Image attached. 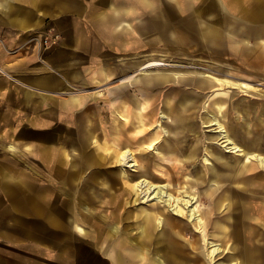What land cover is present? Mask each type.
I'll return each instance as SVG.
<instances>
[{"label": "crops", "instance_id": "obj_1", "mask_svg": "<svg viewBox=\"0 0 264 264\" xmlns=\"http://www.w3.org/2000/svg\"><path fill=\"white\" fill-rule=\"evenodd\" d=\"M48 26L60 32L61 39L38 57L26 49L23 40L28 38L29 30ZM182 41L190 48L192 45L193 51L196 47L203 52L218 49L213 53L233 57L234 81L244 82L246 88L264 85V0H0V68L6 71L0 73V264H120V259H110L100 250L112 232L114 218L125 215V180L111 156L112 137H123L141 121L144 126L151 124L147 118L162 121L163 112L181 117L190 110L191 103L209 91L212 94L205 100L207 111L199 116L200 121L211 116L208 113L218 105L223 112L226 96L229 104L235 105L231 107L234 112L242 113L246 124H250L246 117L258 113L260 90L246 93L248 89L229 84L209 86L191 74L183 79L158 72L151 79L143 73V66L150 61L169 65L164 54L144 62L128 61L133 49H137L133 55L140 58L138 49L148 42L179 50ZM7 48L16 51L7 53ZM210 65L199 62L195 66L214 73L221 69L218 64L219 69ZM118 74L117 82L109 88L110 129L93 125L87 117L81 119V127L70 142L75 145L69 152L64 148L68 145L65 140L35 144L24 138L35 134L36 100L40 104L47 97L58 98L67 87L102 84L116 79ZM221 74L227 75L223 71ZM169 83L187 85L190 90L176 87L165 90L167 93L154 92ZM236 88H241L242 94ZM238 93L244 95L241 100L235 99ZM212 100L217 101L216 105ZM81 101L80 96H73L65 104L76 106ZM185 103L187 109H181ZM127 106L143 107L147 117L127 125V119H133ZM185 115L189 116L187 121L197 120L190 112ZM220 115L225 119L223 113ZM47 118L53 119V115ZM192 129L195 130L190 127L176 131L178 144L170 145L162 134L158 147L166 154L164 163L176 162L171 151L181 161L197 165L205 162V157L214 161L211 151L217 150L233 161L241 159L239 153L227 156L225 152L229 151L221 144V148H209L205 143L210 141L206 139L208 134L202 133L200 127L195 134H203V138H183ZM44 130L39 129L38 134L45 135ZM247 133L243 131L242 139L248 150H257L248 145L249 138L264 145L262 133ZM20 139L26 141L20 143ZM122 141V146L128 142L125 138ZM35 152L42 153L40 161L48 167L51 184L55 180L61 185H57L55 193L50 188L45 190L41 180L29 174L30 164L23 158ZM200 158L202 162H198ZM56 199L58 202L52 204ZM64 201L67 206L65 203L62 210L60 203ZM167 261L191 263L190 259Z\"/></svg>", "mask_w": 264, "mask_h": 264}, {"label": "bare ground", "instance_id": "obj_2", "mask_svg": "<svg viewBox=\"0 0 264 264\" xmlns=\"http://www.w3.org/2000/svg\"><path fill=\"white\" fill-rule=\"evenodd\" d=\"M163 65L165 63L162 61H150L143 66L145 67L143 73L151 77V79L154 77L153 73L158 72L169 73L168 75H175L183 79L189 78L185 71L149 69ZM197 76L202 83L205 82L209 86L221 84H229L241 88H246L247 86L241 81L228 80V76L226 78L206 72H200ZM215 102L217 101L212 100L213 105H216ZM187 105V103L183 104L182 109H187ZM126 109L127 111L131 110L133 114V119H127V125L136 121L139 123L144 117H147L142 110L143 107L132 109L127 106ZM220 109V105L215 108V111L212 109L208 113L211 116L208 115L201 122L198 120L187 121L189 116L187 115L186 117V112L181 113L183 115L181 117L178 116V118L163 112L161 114V117L165 119V123L162 125L163 132L170 145L173 143L178 144L177 142L180 139L177 136V130L179 128L190 130V127H192L198 131L201 123L205 122L207 126H213V134L206 136V139L219 145L221 144L229 152L241 154V159L233 161L225 157L222 154L223 152L217 150L218 153L211 151L215 158L214 161H210L208 157H205V162L197 165L191 163V161L178 160L180 157L171 151L170 153L181 163L174 161L167 164L163 162V159L166 158L165 152L157 147L159 145L156 137L158 135L157 132L151 138L148 146L145 144L148 151L153 149L154 146L152 147V144L155 146L157 144L155 147L159 155L157 159L161 161L153 165L152 161L149 162L148 160L145 162V158L141 156V153L136 156L129 147L118 149L120 143L117 136L118 140L113 153L114 161L117 164H121L122 176L136 195L135 203H145L147 206L140 204L133 215L134 220L137 222L136 233L138 234L133 233L126 240V237L121 233L119 234L120 236L107 243L108 245L106 244L103 248L110 259H129L130 262L136 259V261H139L138 264H145L147 259H157V264H169L165 259L207 258L213 261L211 259L212 256L217 255L222 249L220 243L218 245L214 240L207 239L208 237H206L204 230L209 220L210 212L213 210L212 212L215 213L216 209L221 206V201L216 200L215 197L208 200L206 196L209 193L207 195L205 193L210 186L214 185L217 189L221 184L224 185L221 187L222 191H224L221 195L222 200L232 199L233 197H235V200H231L226 205V210H228L226 214L228 215L224 217L225 222H215L213 224L215 233L212 236H217L222 240V243L225 241L234 242L231 243L233 251L227 252L228 254L224 256L225 258H231L229 264H264V229L261 227L264 226V145L260 144L257 139L249 138L248 145L254 146L257 150H248L243 143L242 129L236 131L233 127L226 125L224 118L218 113H223ZM140 118L141 120H139ZM150 119L152 118H147V121L150 122ZM149 125L151 124L148 123L144 126V122L141 121V123L135 125V134L133 132L131 135L125 133L128 142H132L135 138L138 139V136L150 127ZM132 130L134 131L133 127H131L130 131ZM195 130L192 129V133L195 134ZM187 136L188 134L184 133L183 138ZM200 138L197 137L196 140ZM139 142L142 143V140L140 139ZM261 146L263 147L261 148ZM126 166L133 167L136 172L128 171L125 168ZM152 166L155 167V171ZM189 169H192V171L189 172ZM158 170L161 172L158 173ZM208 173L212 174L211 181ZM194 188L198 190V194L194 193ZM227 189L229 193L226 192ZM200 193L205 194L204 198H206V201H212L213 206L216 208L209 207L206 211L203 209L204 212L196 208L194 202L199 200ZM243 223H246V225L244 226ZM119 227L120 224L111 226V231L114 233L113 236L117 235L120 230ZM196 231H199L200 235H197ZM190 232L192 238L185 237L186 233ZM242 243L241 255L239 259H234L236 253L240 251L236 248V245L238 246ZM208 244H210L211 249L206 252L210 256L207 255L206 257L204 249L207 248ZM147 251L150 252V257L147 256ZM205 262L202 264L212 263ZM215 264L227 263L217 262Z\"/></svg>", "mask_w": 264, "mask_h": 264}, {"label": "rangeland", "instance_id": "obj_3", "mask_svg": "<svg viewBox=\"0 0 264 264\" xmlns=\"http://www.w3.org/2000/svg\"><path fill=\"white\" fill-rule=\"evenodd\" d=\"M150 10V9H148ZM28 38L26 40H23V44L25 45L26 49L29 52L35 53L38 57L41 55L42 51L48 48H51L57 44H59L60 39H61V34L60 32L56 31L54 27H46L45 29H40V30H29V36H27ZM181 49H176V47H172L168 44L166 45H150L149 42L148 44H145L144 47L141 46L139 52H141V57L138 58L137 56L133 55V51L137 50V49H133L132 50V55H130V59L128 60L129 63H131L132 61H135L136 59H141L143 62L147 61L151 58H160L161 54L165 55V62L169 63V65H164L161 67H157V68H167V69H173V70H180V71H185L186 74H193V75H198L200 72H206V73H211L214 74L216 76H228V80H235L234 76V58L233 57H225V56H220L218 54H215L213 52H217L218 49H211L209 51H201L198 50L196 45H194L196 48L193 51V47L191 45V48L186 46V44L183 43V41L180 44ZM8 52H15L16 50L14 48H7L6 49ZM5 51V50H4ZM6 52V51H5ZM210 52V53H209ZM213 53V54H212ZM192 62V63H189ZM199 62L205 63V64H212L210 65L211 67H215L217 69H219V67H221V69L219 70V72L217 73H222L223 74L226 73L227 75H219L217 73H214L212 71H207V70H199L200 67H197L195 65H199ZM128 63V64H129ZM218 64L216 67V64ZM221 64V65H220ZM178 65V66H177ZM225 65H227L228 67L226 68ZM5 70L2 68H0V73H5ZM121 74H118L116 79H112L111 81H104L98 84H94V83H86L85 85H83L82 87H67L66 89H64V93H62L58 98L53 97H47L42 103L39 104V102H35V107H36V112H35V120H34V127H35V134L34 136H28V137H24L26 139H28V141L34 142L35 144H40V142H49L51 140H53L54 142L57 143V140L59 139L61 142L63 140L66 141V143L68 145H66V147H64L65 149H67V151L69 152L71 150V148H73L70 142L74 139L76 132L78 131V129L81 127L80 126V120L87 117L89 118V120H91L93 122V125L97 126V127H105L107 129H110L112 126V114L111 112L107 109V105L108 103H110V99H111V95L109 94V88L111 86H113V84H115L117 81V79L119 78ZM227 78V77H226ZM238 81V80H237ZM180 88L182 90H187L189 91L190 87L187 85H179V84H175V83H169L166 85H164V87H160L159 90H161L159 92L158 91H154V92H158L157 94L160 93H167L168 91L165 92V90H169V89H173V88ZM260 88V89H259ZM259 88L257 87H252L249 85V89L248 88H244V89H248V91H245L246 93H254V92H258V90H260L259 92H261L260 94H257L258 99H259V104H257L258 106V113L252 114V115H257L256 118L251 119L249 115V117H246L249 120L250 124L247 125L245 122V119L242 118L243 114H237L234 112V110L231 108L233 107V105L229 104V97L227 98L226 96L224 97L225 101H224V106L222 108L223 110V114L225 116V122L227 125H234L237 126L238 128L242 129L244 128V133L245 131L248 132L247 135H252L255 132H259L262 133L264 135V85H259ZM192 89V88H191ZM236 91H238L239 93L242 94V92L239 89H235ZM229 91V88H228ZM243 91V90H242ZM206 93V92H205ZM238 93V94H239ZM211 95V91L207 92L205 94V97H202L199 99L198 102H193L189 105L190 110L187 111V113H192L193 116H196V119L200 121L199 116L201 114L206 113V108L208 105V102L206 103V99L211 97L208 95ZM236 95L235 99L241 100L242 97H244V95ZM73 96H80V99L82 100L80 102V104L76 105V106H71L69 104H65V102L68 100V102L70 103V99ZM163 100L165 99L164 96H162ZM58 99V100H56ZM234 99V100H235ZM263 99V100H262ZM258 101V100H257ZM263 101V102H262ZM66 105V107H65ZM159 105H162V103H159ZM181 109L183 108V105L180 106ZM161 108H158V113L160 112ZM186 112V111H185ZM184 112V113H185ZM49 113V114H48ZM208 113V112H207ZM52 114L53 115V119H49L47 118L48 115ZM222 114V113H219ZM45 118H42L44 117ZM58 116V119L56 120L55 117ZM222 116V115H221ZM238 116V117H237ZM263 116V117H262ZM162 118V117H161ZM162 121H155V119H150L151 125H149L150 127L147 128L146 131L142 132L140 136H138L139 138H135L132 142H127L126 145L122 146L121 143L123 142L122 139L126 138L125 135L123 137H118L119 139V148H126L129 147L132 150V153H134L136 156H138L141 153V156H143L145 158V162L149 160L153 162V165L156 164L157 162H160L161 160L157 159L159 158L158 152L156 151L155 147L156 146L154 144H152L153 149L148 151L145 144L148 146V143L150 142L151 138L155 136V134L158 132V135L156 136L158 139V142L163 139V136L165 135V133L163 132L162 129V124L165 123V119H161ZM158 124V125H157ZM161 124V125H160ZM137 125V124H136ZM206 125V124H205ZM134 126V125H133ZM207 126V125H206ZM242 126V127H241ZM213 126H208V127H201L200 126V131L204 134H210V132H212L213 130H209V128H212ZM45 128V132H49V134L47 135V133L45 135H39V129H43ZM199 131V129H198ZM133 132V134H135V129L134 131H128L127 133H130L128 135H131ZM55 133H60V135H57ZM163 134V136H162ZM195 136V139L197 137H199V135L194 134L192 132H190L188 134V136ZM188 136L186 137V139L188 138ZM202 137V135H201ZM113 139L111 140V145L113 147V153H114V148H116V144H117V137H112ZM26 139H20V143L25 142ZM127 139V138H126ZM140 139L142 140V143H140ZM128 140V139H127ZM27 141V142H28ZM239 141V140H238ZM183 143H185V140L183 141ZM209 148H221L219 144L215 143V142H205ZM78 144V143H77ZM158 147V146H157ZM204 152V151H202ZM112 153V157L114 156ZM176 154V153H175ZM225 154L227 156H233L236 155L233 152H225ZM166 155V154H165ZM42 153L39 152H35L34 155L29 154V157H25L23 159H28L27 162H29L30 164V169H29V174L30 175H35L36 178H39L38 180H41L42 185L44 186L43 188L46 190L48 188H50L49 190H51L53 193H55L57 191V185L58 183L54 180L53 183L51 184V182L49 181V174H48V167L45 165V163L41 162L40 160L42 159ZM34 159V161L32 160ZM39 159V160H38ZM176 160V159H175ZM180 160V159H178ZM176 160L177 162L181 163L180 161ZM26 162V164H28ZM198 162H202L201 158L198 160ZM117 163V162H116ZM121 164H117L118 168H119V174L122 175V171L121 169ZM34 166V168H33ZM153 167V166H152ZM258 167L261 169V167L258 165ZM126 169H128V171L130 172H136L135 169L133 167H129L126 166ZM258 168V169H259ZM32 169V170H31ZM134 169V170H133ZM20 170V169H19ZM28 170V169H27ZM35 171V173L31 171ZM153 170L155 171V167H153ZM192 171V169H189V172ZM161 171L158 170V173H160ZM209 180L211 181L212 178V174H209ZM35 178V179H36ZM60 179V178H59ZM36 181V180H35ZM205 184V183H204ZM209 184V183H208ZM241 185V184H240ZM59 188L61 187V185H58ZM220 187H218L216 189V187L214 185L210 186L208 185V189L206 191V195L207 193L211 192V195H205V194H199V200L197 202H194V206L196 208H198L200 211L204 212L206 211L207 208L209 207H213V203L212 201H208L209 199L215 197L216 200L221 201V206L219 207V209H216L215 213H213L212 211L210 212V215L208 216L209 220L207 221V225L205 228V234L206 237H208V240H214V242H217V244L221 246V251H219L217 253V255L212 256V260L210 261L209 259H190V264H202L203 262L205 263H211V264H215L217 262L219 263H227L229 264L231 262V258H225L224 256L226 254H228L227 252H231L233 251L232 249V245L231 243H234L233 241H225L224 243H222V240H220L217 236H212V234L215 233L213 224L215 222H222L224 223V217L228 214H226L228 212V210H226V205L229 204V202L231 200H235V197H233L232 199H224L221 197L222 193H224V191H222V188L224 185H219ZM125 189L124 192L126 193V197H125V215L124 216H120V217H115L114 219V224H120V230L117 233V235H114V233L110 232L108 233V238L105 239V244L109 243L110 241L114 240L115 238H117L118 236H120L119 234H123L126 237V240H128L129 237H131L130 235H133V233H136V229H137V222L134 220L133 215L136 212V209L139 208L140 204H144V206H147L145 203H135V197L136 195L133 193V190L131 189L129 183L127 181H125ZM217 191H216V190ZM132 190V191H131ZM194 193L198 194V190L197 189H193ZM214 192V193H213ZM229 193V190L227 189V191ZM227 194V193H226ZM206 196V198L208 199L206 201V198H204ZM212 196V197H211ZM231 198V197H230ZM58 199V198H57ZM54 200L52 204H55L58 202V200ZM62 198H60L61 200ZM48 203V201H46ZM123 202V201H122ZM65 203L67 206V202H62L60 203L61 205V209L64 210L63 207H65ZM69 203V201H68ZM208 206V207H207ZM217 206V205H216ZM219 206V205H218ZM204 209V211H203ZM105 214V213H104ZM230 214V213H229ZM65 216V213L63 215V218ZM256 218V217H255ZM184 220V218H183ZM253 221H255V219H253ZM244 224V223H243ZM246 225V223L244 224V226ZM251 225V224H250ZM252 226V225H251ZM67 227L71 230L73 229V227L70 224H67ZM264 229V226H261ZM86 230L89 231V227H85ZM72 231V230H71ZM197 235H200L199 231L195 232ZM138 234V233H136ZM70 235V233L68 234ZM185 237L188 238H192L191 232L190 233H186ZM135 239V238H134ZM222 243V244H221ZM100 247V250L105 254L106 257H108V253L104 252V247L105 246ZM109 246H111L109 244ZM236 248H238L240 251L238 253H236V257L234 259H239V256L241 255V250L243 249V243L240 245H236ZM211 246L210 244H208L207 248L204 249L205 253H206V257L207 252L210 251ZM228 249V250H227ZM207 251V252H206ZM238 251V250H237ZM147 256L150 257V252L147 251ZM223 254V255H222ZM210 256V255H209ZM229 259V260H227ZM167 260V259H165ZM215 260V261H214ZM135 261L130 262L129 259H120V264H133ZM138 262V261H137ZM157 264L158 261L157 259H147L146 264Z\"/></svg>", "mask_w": 264, "mask_h": 264}]
</instances>
